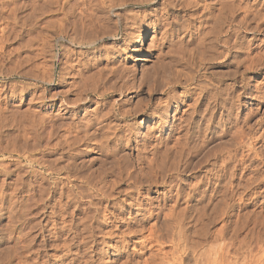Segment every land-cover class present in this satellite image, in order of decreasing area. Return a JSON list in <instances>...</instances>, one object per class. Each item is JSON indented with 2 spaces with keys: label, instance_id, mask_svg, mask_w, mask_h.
<instances>
[{
  "label": "bare ground",
  "instance_id": "6f19581e",
  "mask_svg": "<svg viewBox=\"0 0 264 264\" xmlns=\"http://www.w3.org/2000/svg\"><path fill=\"white\" fill-rule=\"evenodd\" d=\"M55 1H57V0H54V3H56ZM82 1L84 2V3H82V6L85 9L83 7H81L84 10L82 9L83 11L81 10V12H80V10H78L80 12L79 16L74 17V18L72 17L73 18L72 20H69V18L71 17V14H70V16H67L69 18L66 17L67 18V19H65V20H67L66 22L63 20V22H65V23L64 24L61 23V24H63V25H61V27H59V24H60V22H59V24L57 25V27H59V29H57L53 33L54 36L57 35V37L48 35L47 32L44 33V35H41V36H43L44 43H46L47 45L49 44L47 41L50 40V36H51V41H54L56 47L60 49L59 55L54 53V51L51 52L52 54H51L50 58H51L52 66H53V64H55V61L57 59H58L57 61L62 64V68H61L62 71L59 72L60 76L58 78H56L55 77V75H56L55 74V68L51 67L50 77L47 78V80L45 79V82L50 86H55V85H57V84H55V82L57 81L56 83H58L62 87V89H60V91H58V92L56 91V94L54 93L52 96L49 95L50 98L45 97V96L38 98L39 100L38 99L35 100L34 98H29L30 102L28 104H30V105L31 104L41 105L40 107H43V109L46 108V109H48V111L50 110L49 111L50 113L46 112L47 115H45V113H44L42 116H40L38 114L39 118L36 117L37 118L36 119L34 117L35 119L31 120V122L26 120L27 122H29L26 124L27 125L26 129H28V131H29L28 134H31V135H29L30 139H32V140L34 139L36 142L38 141V142H42V143L46 144V145H44L45 148L41 151V155H44V156L51 155V154H48L50 152L58 154L60 151H61V153H63V154H59L60 156L61 155L62 156L67 155V152L64 153L66 150L64 152H62L64 150L63 148L66 147L68 149L69 148L71 149L73 145L79 143V141H82L81 139H83L85 141L86 140L87 141L88 140L94 141L95 139H99V141L98 140L96 141L95 147L101 153H104V154L106 153V155H107V153H109L108 156H111V155L115 156L121 152L125 153V151H127V150L132 152V153L136 152V155L133 158V161L130 160L129 156L126 154H123L124 156H121V154H120V156H117V157H119V159L118 158L115 159L113 157V159H114L113 163L114 164L110 168H108V172L106 171L107 173L105 172L106 174H104L105 175L104 178L101 180L95 178L96 179V181H95L92 178L93 176L91 174L90 175H81L80 174L81 171H79L80 166L75 167L76 164H75V166H72L73 164H71L69 162L70 164L68 163V165L66 167L59 169V168H56L55 166H53L54 163H53V165H51L52 163L51 164L50 163L45 164L44 162H41L40 159H36L33 157L31 158L30 157L32 155L31 153H30L31 154L30 156H28L27 154H26L27 155L26 156L24 154L26 156V157H24V158H26L25 160L30 163V164L28 163L29 165H32V166L37 165V166L43 168L44 171H46V174L48 176L56 177V179L54 181H52L53 183L51 185V188H49V190L47 192L46 187L43 186V188H41V189L39 188L42 186V183L44 180L43 176L40 173V176L39 175L38 176H39L41 182L39 181L40 186L37 187L38 189H40V191L38 190V194H39V192H41L40 196H42V197H40V198L45 199V197L49 198V196H52L51 198H53L56 195V193H58V196L60 198H62L60 200H63V199L67 200L66 204H68L69 206H73L74 212L81 213V215L85 214L87 212L88 213L85 215L90 214V212L93 210L91 207L94 206V208H95L94 209L95 212L93 211L94 214H92V215L90 214L89 216H85V219L87 221L86 220L84 221L83 220L84 218L80 219V222H79L78 218H77L78 220L75 219V220H77V222H79V225H80L79 228L77 229V231L79 229H81L80 228L82 226L81 224L84 221V223H87V226L85 224V226L83 227L84 229H82V231H84L86 233V231L88 230L87 232L89 233L88 237L86 236V234H84L85 235L84 239L82 237L84 235L81 234L82 238L80 237V239L85 240L84 242H82L83 240L80 242V240L75 237L80 242V244L83 243L86 245L88 243V245L89 244L91 245L88 248L86 247L87 251L85 253H87V254L85 255V257L83 256V258H84V260H82L83 264H104L103 260H102L103 258L102 259L100 258L99 260H97V262L95 259L96 256H98V253H97V250H98L97 246L98 245L94 242L95 239L93 240V238H92V236L94 237V235H92V233H93V231H95V229L93 228L92 219H93V222L96 224L95 227L99 228V227H103V225L107 226L108 224H111L114 227L111 230L118 232L117 235H115V238L117 240L114 242L115 243L114 248H113V246L111 247V248L115 249L117 260H116V262H114L115 261L114 260L112 262V264H117L119 259H124V262H122V263L119 262L120 264H182V263L183 264H199L198 258L200 256H198V258H197V256H195L198 254V253L196 254V249H195L196 244L198 245V243L191 241V244H190L186 228H188V230H189V227H193V228L195 227L194 231H193V232H195L194 235L196 237H198V236L200 237V222H201L200 218L202 216H208L209 213H207V212L211 211L212 214H215V215L218 214L217 217L218 216L221 217V215L223 217L224 215L227 216V215L232 214L231 212L234 210V205L229 203V201L232 202V197L228 196V195L226 196V194L223 192V190H226V192H227V189H232V184H233L232 182L234 181V178L236 177L237 166L238 165L240 166V164H243L244 162L246 163V161H247V159L245 161V158H247L248 154L243 155L242 150L246 149V151L248 153L252 149V148H250V145H248V146L243 145V144H245L246 141H248V140L245 141V139L247 137V133L242 128H240V126L238 127L237 120H233L231 117L234 110H236V108L239 107L241 104V93H238L236 88L233 86L234 84H231V82H230V81H235L234 76L232 74H228V75H226V78H223V77L218 78L219 76L218 77L215 76L216 78H214V75L211 74L212 72L208 73L207 70L211 66H216L219 64V62L223 61V60H221V58L223 56V52H225L227 54L226 55L224 53V55H226V57L224 59L225 64L231 63V61H232V56H231L232 49H236L237 51L242 52L243 46L240 43V40L239 41H238V39L236 40V36L238 33H237V30L234 29L235 23L238 25L237 26L238 29H241V28L246 29V27L249 28V26H247V21H248L249 17H253L256 19L259 18L258 19L259 22L263 21V19H264V1L263 0H245L246 3L244 2L245 3L244 6H239V5L235 4V0H197V1H200L199 2L200 8H202V14H203L202 16H200V19H202V21L201 20L200 21L202 22V24L205 25V26H201V27L207 26V28L205 30L201 31V33H200V35L201 34L202 35H201V39H200L199 44H200V49H202V51H200V54H199L200 57H197V59L199 58L200 60H203V63L201 64L200 60L198 59L199 64H197L196 60H194V59H196V57H193L194 55L188 57V59H186L185 65H190V71L188 73L186 72L185 74L183 73L181 79H178L177 78L178 76H176V77H174V81L171 84H169L170 82H168V85H162V84H161V86H155L154 85L155 86L154 88H153V85L150 84L151 86L148 87L149 98H151L153 96L154 91L155 92L161 91L160 93H161L162 99L159 100V102L152 104L148 100V102H146V103L144 102L143 105L139 106V104H140L139 103L137 105V107H134L133 109L128 108L127 107L128 103L125 104L121 100H119V101L109 100L115 94H119L120 96H123V97L125 96L124 94H126V93L135 94L137 96V95H139V93H142V91H143L140 88H139V90H137L136 86H134V79H133V77H131L132 75L129 72H126V70L121 69L120 63H117V61L114 57H115L116 53H118L119 51L123 52L126 48L128 49L126 54L129 55L128 56L129 58H132L134 60H137L142 54H145L141 49H137L136 47L130 46V44H132L134 42H133V39L130 37V35L125 31V29L127 28L126 26L129 23L128 19L130 21H133V22H131L132 25L137 23L136 21L138 19V13L134 14L133 16H132V14H131V16H129L130 12H131V10H129V8L130 7L142 8V7L152 6L151 12L154 13L160 8L158 5L159 0H98V1L93 0V1H95L96 5L98 2L99 7L97 6V8L93 9L94 11H92V12H91V9H92V6L94 5L93 2H92V6H90L91 9L89 10L87 8V7H89V6H87L89 4V0L87 1L88 4L86 3V0L85 1L81 0L80 3ZM166 1H168V0H166ZM166 1L165 2L163 1V3L160 5L163 8H165V7L169 8V6L172 7V5H171L172 3L166 2ZM177 1H178V2H176L177 4H180V2H182V0H177ZM261 1H263V2H261ZM42 2H43V0H42ZM50 2L51 3H49V4H53L52 1H50ZM37 3H38V1H37ZM43 3H45V2H43ZM59 3H60V1H59ZM74 3H75L74 0H67V1L63 0L62 5L60 7H63V5H64V7H65V5L69 6V5L74 4ZM80 3H79V6H80ZM34 4H36V3H34ZM57 4L54 6H59ZM51 6L53 7V5H51ZM9 7H11V6H9ZM12 7H11V9H12ZM27 8H29V7H27ZM62 9L64 10V8H62ZM69 9H71V7ZM1 10H3V9H1ZM71 11L72 10H70L69 13H71ZM76 11L77 10L75 9V14L78 15V12L76 13ZM63 12L66 13V11H63ZM73 12H72V15H73ZM126 13H129V14H127L129 17H127V18H126V16L124 17V14H126ZM239 14L240 15L242 14V16H240L241 18H239V20H238L237 18H238ZM65 15H67V13ZM1 17H3V16H1ZM43 18H45V17H43ZM62 18H63V16H62ZM26 19H28V18H26ZM236 19L238 20L237 22H236ZM251 19L252 18H250V20ZM96 20H97V22H96ZM250 22H252V21H250ZM97 23L100 25H98ZM248 24H249V21H248ZM262 24L264 25V23H262ZM259 25L257 27H254V28L252 27L251 30L253 32L259 31ZM42 30H44V29H42ZM48 32L50 34V31H48ZM136 32H139V33H137V36H136L137 41L141 42L143 35L140 33L141 32L140 29L137 30ZM233 38H235L234 41H232ZM253 39H255V38H253ZM253 39H251V40H253ZM251 40L249 39L246 41L245 50H247V51H249L250 47H252L254 45L253 41H251ZM106 41H107V43H106ZM197 42H196V44H197ZM108 43H109V45H108ZM261 44L264 45L263 40L262 41L260 40V45ZM47 45L44 44L43 46H47ZM180 45H182V44H180ZM195 48H196V46H195ZM219 48L222 49L223 52L221 50H219ZM181 51H182V48H181ZM262 51H263V49H262ZM244 53H246V52H244ZM186 54H188V53H186ZM190 54L191 53H189V55ZM255 56L253 57L247 52L245 54V57H242L243 59L242 58L240 59L238 57L240 59L238 61V63L235 61L239 65V67H242L244 69L243 70L244 72L242 74L243 76L246 73H249L250 71L264 70V58H260L259 55H257L258 57L257 56L255 57ZM261 56H262V54H261ZM192 57L194 59L191 60ZM29 58H31V57H29ZM36 59H37V57H36ZM184 59L185 58L180 59L181 63L185 62ZM180 61H179V63H180ZM235 62H233V63H235ZM25 63H26V61H25ZM117 64H119V65L117 66ZM238 65H236V66H238ZM31 67H32V65H31ZM191 67H194V69ZM122 68H123V66H122ZM41 70H44V69H41ZM165 72H167V71H165ZM179 74H181V73H179ZM198 74H200V77H196V76H198ZM166 75H168V73ZM173 75H174V73H173ZM243 76H242L241 81H244ZM170 77H172V76H170ZM158 78L153 77L154 83L157 80L159 82L160 79H158ZM34 79H35V77H34ZM163 79H165V78H163ZM40 80H42V79H40ZM169 80L171 81L172 78H169ZM227 81H229V82H227ZM165 83L166 82H164L163 84H165ZM178 86H184V87H182V89L184 91L183 97H178L176 95V93H174V89ZM242 88H243L242 90H244V91H242L243 92L242 94L245 95V92L248 88V83H245L244 85H242ZM256 88H257V86H256ZM93 98H95V100ZM92 104L98 105V107L94 111L88 110V106H92ZM15 109H16V107H15ZM30 112H34V111H30ZM81 112L84 113V116H83L84 118L83 117H82L83 119L80 118L81 120H79V121H81V122L78 121V124L74 123L75 125H73L71 123L68 126L66 125V127H64L63 125L57 126L55 124V123H57L56 122L57 120L59 121V120H62L63 118H66V117H68V119L73 122V120H76V118L78 119V115ZM136 114L144 115L146 120L148 122H151V125L150 126L146 125V123L144 121H143V123L141 122L139 125L138 124L136 125L135 122H131V121L135 120L134 116ZM35 115H37V114H35ZM27 116H28V114H27ZM20 118H22V117H20ZM23 118H25V117H23ZM6 119L7 118H5V120ZM29 119H30V117L28 118V120ZM54 126H57V127L55 128ZM138 126H139V128H143V129L145 128L146 131L144 133L139 132ZM5 127H6V125H5ZM20 129L21 128H19V130ZM22 129L24 130V128H22ZM20 132H22V131H20ZM228 133H231V135H230V136H232L231 138L234 139L235 141H237L238 143H236V144L238 145V147H241V148L236 147L235 149H233L232 147L233 146L235 147L236 145L230 144L231 145V149H230V148L226 147L225 144H221V145H224L223 148L217 147L215 150V148L212 147L214 150H208V149L206 150L207 146L211 142H213L214 140H217V139L220 140V139L226 137ZM25 134H27V133H25ZM25 134H17L15 136L12 135V140L14 141V144H16L15 141H17V139L21 138V137L23 140L25 138L24 142L27 141V138H28L27 136L26 137L25 136H19V135H25ZM9 136H10V134H9ZM60 136H62V138L65 136L66 139L63 141V140H61ZM51 140H54V142H55L52 145V147L49 146V142ZM80 143H82V142H80ZM219 143H221V142H219ZM246 143H248V142H246ZM80 145H78V146H80ZM219 145L220 144H218V146ZM84 146H85V143H84ZM1 147H3V146H1ZM76 147H77V145H76ZM80 147H77V148H80ZM29 148H31V147H29ZM34 148H35V145H34ZM16 149L17 148L15 147L14 151ZM72 150H73V148H72ZM79 151L80 150H78L77 152H79ZM239 151H242L241 154H239ZM39 154H40V152H39ZM77 156H78V154L76 153V151L74 149L73 152L71 154L67 155L66 157L69 160L74 161V159H76ZM54 160H56V159H54ZM109 165H111V163ZM246 165H248V164H246ZM134 166H136V167L137 166L138 167L144 166L148 172H146V174H144L143 176L141 175V176L144 179H148L149 182L152 181L155 184H158L157 186L162 187L163 190L165 191V192L163 191L164 192L163 193L164 197H162L163 199L161 200V202H158L159 204H157L156 206H155V204L154 205L152 204L151 200H150V202H151L150 203L149 201H147V199H145L143 197L144 192H146V194H149V188L146 189V186H144L145 183L143 184L140 177L138 176L141 174V172L144 168L139 167L140 173L137 175L136 174L137 172L134 174V172H135L133 169ZM61 167H62V165H61ZM139 168H138V170H139ZM246 168H247V166H246ZM257 168H258V166H257ZM4 169H6V168H4ZM243 169H241V170H243ZM1 170H3V169H0V171ZM3 172H5V171H3ZM241 172H240V175H242ZM31 173H32V171H31ZM85 173H87V172H85ZM26 174H28V173H26ZM33 175H35V174H33ZM243 177H241V178L243 179ZM237 178H239V177L237 176ZM24 180L23 181L21 180L20 184H24V182H26ZM37 181H38V179H37ZM28 182L26 184H28ZM76 182H79L81 184V186H76L77 185ZM16 183H17V181H16ZM241 183H239V184H241ZM44 185H45V183H44ZM25 186H27V185H25ZM176 186H178V188ZM246 186H247V184H246ZM29 187L31 188V184ZM174 187H176L177 189H174ZM238 187H240V186L238 185ZM241 187H243V184ZM213 188H214V190L219 189L218 190L219 192L218 191L217 192H218V194H220L219 195L220 200L216 203H213V202L210 203V201L208 200L207 204H202V203L200 204V201H204L205 199H207V197L210 198L214 195V194H211ZM27 189H29V188H27ZM172 189H174V191L176 190L175 191L176 193H174L175 195L172 194V192H173ZM231 191H233V189ZM31 192H32V190H31ZM88 193H90L91 196L95 195L98 198V200L94 202V200L92 198H91V200L88 198V200H90V201L86 200V201L82 202L87 207H85V209H81L82 207L80 208V204H81L80 200L88 197L89 196ZM55 197H57V195ZM55 197H54V199H55ZM96 197H94V198H96ZM239 198L241 199V196ZM172 199H174V201L172 203L173 205L170 206V208H168L167 211H169L168 212L169 214L166 216L164 215L165 219L162 220V222L160 223V226L158 227L157 224L156 225L152 224L150 226L148 225L149 229L147 228V231H146V232H148V235L147 236L145 235V237H143V234L145 233V231H144L145 226L150 221H152L153 219H157V221H158L162 215V211L166 207V203H167L166 201L171 202ZM46 200H47V198H46ZM51 200L52 199H50V201ZM41 201H43V200H41ZM58 203L55 206H58L59 205ZM61 205H60V207H62ZM102 206H103V208H102ZM54 207L52 210H54ZM98 207H101L102 208L101 211H103V213L101 212L103 214V217H102V221H100V222H97V219H96V217L99 216V208ZM29 209H31V208H29ZM57 209H60V208H57ZM61 209H63V208H61ZM66 209H68V208H66ZM118 209H119V211H118ZM59 211L56 210V212H59ZM256 211H258V210H256ZM53 212H55V211H53ZM61 212H63V211H61ZM244 212H246V211H244ZM65 214H66V212H65ZM65 214L63 213V216ZM124 215H127V216H125V217H127V218H125V220L122 218V216H124ZM200 215H202V216L200 217ZM82 216H84V215H82ZM244 216H245V214H244ZM70 217H72V216L70 215ZM213 218H214V215H213ZM216 219H218V218H216ZM214 220H213V222H214ZM262 220H264V218H262ZM234 221H235V219H234ZM70 222L72 223L73 220H70ZM70 222L68 221V224ZM208 224H209V222H208ZM71 227L69 229H70V231L73 232V230H71L72 229ZM237 227H236V229H237ZM235 232H236V230H235ZM76 233H78V232H76ZM110 235H112V233ZM110 235H108V237ZM74 236H77V235H74ZM106 237L107 236H105L104 238H106ZM132 237L142 238V240H138L136 243L137 246L140 245L141 249L143 250V255L139 256L140 259L143 258L141 260L137 259V261H133L134 256H137V255H135L136 251L134 254H132L130 251L128 253V243H129L128 240H130ZM115 238H112V239H115ZM175 238H176V240H175ZM108 240H110V238ZM70 241L73 242L74 240L72 239ZM166 242L171 244V246H172V250L170 249L171 252H168V253L165 252V248L167 247V245H165ZM239 242H241V241H239ZM68 243H70V242H68ZM103 243H105V241ZM64 244H65V246L69 245L66 243H64ZM188 244L190 246H188ZM75 245H74V247H76ZM244 245H245V243H244ZM65 246H62V247L64 248ZM250 246H252V245H250ZM32 247H33V245H32ZM69 247H70V245H69ZM79 247L81 248V246H79ZM24 248H25V246H24ZM60 248H61V246H60ZM68 249L69 248L67 247V250ZM167 249H168V247H167ZM242 249H243V247H242ZM78 250H76V251H78ZM262 250H263V248H262ZM74 251H75V249H74ZM226 251H227V249H226ZM207 252H209V251H207ZM11 253H10V255H11ZM14 253H13V255H14ZM146 253L148 255H145L146 257H144V254H146ZM226 253L227 252H225V254ZM68 254H69V252H68ZM72 254H77V253H72ZM260 255H259V257H260ZM190 256H191L190 262L186 263L185 260L188 259V257H190ZM10 258H12V257H10ZM205 259H207V258L205 257ZM218 259H216V260L219 261V264H223L222 258H220V256ZM263 259H264V257H263ZM40 260H43V259H40ZM82 261H81V263H82ZM104 261L106 262V260H104ZM217 261H215V262H217ZM238 263H240V262H238ZM214 264H217V263H214ZM226 264H233V263L231 261L230 262L228 261V263H226Z\"/></svg>",
  "mask_w": 264,
  "mask_h": 264
},
{
  "label": "rangeland",
  "instance_id": "374dc122",
  "mask_svg": "<svg viewBox=\"0 0 264 264\" xmlns=\"http://www.w3.org/2000/svg\"><path fill=\"white\" fill-rule=\"evenodd\" d=\"M37 1H38V3H37ZM50 1H52L53 4H49V3H51ZM57 1H55L56 3H54V0H43V2H45V3H43L42 0H36V1L35 0H11V1L10 0H0V8L3 9V10L0 9V35H1L0 36V116H1L0 117V124H1L0 125V167H1L0 169H3V170H1L2 172L3 171L6 172V173L5 172L2 173L0 171V197H1L0 198V264H36V263L37 264H83V261H82V260H84L83 256L85 257V255L87 254V253H85L87 251V248L89 246H91L90 244L88 245V243L86 245L83 243L80 244V242L85 238L84 234H86L87 237L89 235V233L87 232L88 230L85 233L84 231H82V229H84L83 227L85 226V224L87 226V223H84V221L86 220L85 216H89L90 214L91 215L94 214L93 213V211L95 209L94 206L91 207L93 210L91 209L92 211L90 212V214L85 215L88 213L86 211L87 213L82 214V215H84V216H82L81 213L74 212L73 206H69L68 204H66L67 200H65V199L60 200L62 198H60L58 196V193H56L57 197H55L56 195L54 196L56 200L54 199V197L51 198L52 196H49V198L45 197V199H43V198L41 199L40 198V197H42V196H40L41 192H39V194H38V190L40 191V189L43 188V186H44L47 188V192H48L49 188H51V185L53 183L52 181H54L56 179V177L52 176L53 177L52 178L51 176H48L46 174V171H44L43 168H41L37 165H34V166L29 165L30 163L27 162L25 160L26 158H24V157H26L27 155L30 156L32 154L30 156L31 158L33 157L36 159H40L41 162H44L45 164H49V163L51 164L52 163L51 165H53V163H54L53 166H55L56 168H59V169L66 167L68 165V163L70 162L71 164H73L72 166H75V164H76L75 167L80 166L79 171H81V173H80L81 175H90L91 174L93 176V177L92 176L91 177L96 181V179H100V180L103 179L105 176L104 174H106L108 172V168H110L114 164L113 163L114 162L113 157L115 159L116 158L119 159V157H117V156H120V154H121V156H124L123 154H126L129 156L130 160L133 161V158L136 155V152L132 153V152L127 150V151H125V153H122V152L118 153L119 155L117 154L115 156H112V155L108 156L109 153H107V155H106V153L105 154L101 153L95 147V145H96L95 143L97 140L99 141V139H95L94 140L95 142L93 140H88V141L86 140L87 141L86 142L85 140L81 139L82 141H79V143L72 146L73 150L75 149L78 156L76 157V159H74V161H71L66 156L73 152L72 148L71 149L70 148L68 149L66 147L63 148L64 150L62 152H64L65 150L66 151L64 153L67 152V155H64V156L59 155V154H63V153H61V151L58 154L50 152L48 154H51V155L44 156V155H41V151L45 148L44 145H46V144H44L42 142H38V141L36 142L34 139L33 140L30 139L29 135H31V134H28L29 131H28V129H26L27 128L26 124L31 122V120L35 119L36 117L39 118V115L42 116L44 113H45V115H47V113L50 110L48 111V109H46V108L43 109V107H40L41 105H38V104H31V105L28 104L30 102L29 98H34L36 100V99L41 98L43 96L49 97V95L52 96L54 93L56 94V91L58 92V91H60V89H62V87L58 83H56L57 81L55 82V84H57L55 86H50L45 82V79L47 80V78L50 77L51 67L55 68V74H56L55 77L56 78H58L60 76L59 72L62 71L61 70L62 64L57 61L58 59L55 61V64H53V66H52V62H51V58H50V56L52 54L51 52L54 51V53L59 55L60 49L56 47L54 41H51V36H54V34H53L54 31L59 29V27H61V25H63L67 21V20H65V19L69 18L67 16H70V14H71V17L69 18V20H72L74 17H78L81 10L84 8L82 6V3H84V2L82 1L80 3L81 0H77V1L74 0L75 3L69 5L71 7V9H69L70 7L68 5H65L66 8L64 7V5H63V7H60L62 5L63 0H59L60 3H59V1L58 2ZM87 1L88 0H86V3L88 4ZM95 1H98V0H95ZM95 1L89 0V4L87 5V6H89L87 8L90 10L91 9L90 6H92V2H93L94 7L92 6L91 12L94 11L93 9L97 8V6L99 7L98 2L96 5ZM163 1L165 2L166 0H159L158 1V5L160 8L158 9L159 11L157 10L156 12H154L155 14L151 12L152 6H149V7L147 6V7H142V8H135V7L129 8V10H131L129 16H131V14L133 16L134 14L138 13V19L136 21L137 23L132 25L131 22H133V21H130L128 19L129 23L127 24V26H126L127 28L125 29V31L130 35V37L133 39V42H134V43L130 44V46L136 47L137 49H141L145 54H142L137 60H134V59L128 57L129 55L126 54L128 49L126 48L123 52L121 51L122 53L120 51L118 53H116V55L114 57L116 59L117 63H120L121 69L126 70V72H129L132 75L131 77H133V79H134V86H136L137 90H139V88L143 90L142 93H139V95H137V96L135 94L126 93V94H124L125 96L123 97V96H120L119 94H115V95H113V97H111L109 99L111 101L112 100H114V101L121 100L125 104L128 103L127 107L130 109L137 107V105L139 103H140L139 106L143 105L144 102L146 103V102H148V100L152 104L159 102V100L162 99V96L160 93L161 91H156V92L154 91L153 96L151 98H149L148 87L151 86L150 84L153 85V88L155 86H161V84L162 85H168V82H170L169 84H171L174 81V77H176V76H178L177 77L178 79H181L183 73L185 74L186 72L188 73L190 71V65H185L186 59H188V57L194 55L193 57H196V59H194L192 57L191 60L194 59V60H196L197 64H199L198 61L200 59L198 58L199 59L198 60L197 57H200L199 54H200V51H202V49H200V44H199L200 39H201V35H202V34L200 35V33H201V31H203L207 28V26L201 27V26H205V25L202 24V22H201L202 19H200V16L203 15L202 14V8H200V3H199L200 1L182 0L183 3L180 2V4H177L176 3V2H178L177 0L176 1L175 0H168L166 2L172 3L171 4L172 7L169 6V8L168 7L163 8L160 5L163 3ZM263 1H261V2H263ZM244 2L246 3L245 0H235V4L239 5V6H244V4H245ZM34 3H36V4H34ZM79 3H80V6H79ZM42 4L43 5L45 4V5L43 6ZM56 4L59 6H54ZM51 5H53V7ZM9 6H11V7L13 6L12 9ZM27 7H29V8H27ZM81 7H83V8H81ZM62 8H64V10ZM61 9L63 11H66L67 15H65L66 13L63 12ZM75 9L77 10L76 13L78 12V15L75 14ZM70 10H72L71 13H69ZM78 10H80V12ZM72 12H73V15H72ZM127 14H129V13L124 14V17L125 16H126V18L129 17ZM1 16H3V17H1ZM62 16H63V18H62ZM240 16H242V14L238 15V18H237L238 20H239V18H241ZM43 17H45V18H43ZM26 18H28V19H26ZM56 18L57 19L59 18V19L57 20ZM250 18H252V19L250 20ZM237 19H236V22L238 21ZM258 19L259 18L256 19L253 17H249L248 21H249L250 25L248 24V21H247V26H249V28L246 27V29H243V28L238 29V27H237L238 25L235 23L236 28L234 27V29H236L237 33H238L236 36V40L237 39H238V41L240 40V43L243 46L242 52L237 51L236 49H232V54H231L232 61H231V63L225 64L224 59H225L227 54L225 52H223L222 49L219 48V50H221L223 52L224 57L222 56V58H221V60H223V61L219 62V64L216 66H211L207 70L208 73L212 72L211 74L214 75V78H216L215 76H217V77L219 76L218 78H220V77L226 78V75H228V74H232L234 76L235 81H230V82H231V84H234L233 86L236 88L238 93H241V104L239 107L236 108V110H234L231 117L233 120H237L238 127L240 126V128H242L247 133V137H246L245 141L248 140V141H246L248 143H246L244 141L245 144H243V145H245V146L250 145V148H252V149L250 150L251 152L249 151L248 153H247L246 149L242 150L243 155L248 154L247 158H245V161H246V159H247V161H246V163L244 162L243 164H240V166L239 165L237 166L236 177L234 178V181L232 182L233 183L232 184L233 191H231L232 189H227V192H226V190L222 189L223 192L226 194V196L228 195V196L232 197V202L229 201L230 204L234 205V210L231 212L232 214L227 215V216L224 215L223 217H222V215H221V217H219V216L217 217L218 214L217 215L212 214V212L210 211V212H207V213H209V215H208L209 217L200 215V217L202 216L200 218V221H201L200 222V237L199 236L196 237L194 235L195 232H193V231H194L195 227L194 228L189 227V230H188V228H186L190 244H191V241L198 243V245L196 244V248H195L196 254L197 253L198 254L195 256H197V258H198V256H200L198 258L199 264H214V263L219 264V261L216 260L219 258V256H220V258H222L223 264L228 263V261L229 262L231 261L233 264H244V263L245 264H264V259H263V257H264V252H263L264 251V240H263L264 239V237H263L264 236V232H263L264 231V226H263L264 220H262V218H264V211H263L264 210V182H263L264 181V96H263L264 95V70L250 71L249 73H246L243 76L242 74L244 72L243 71L244 69L242 67H239V65L237 64L238 61L242 57H245V54L247 52L253 57L255 55L256 56L259 55L260 58H264L263 57L264 56L263 55L264 54V45H262V44H261L262 46L260 45V40L264 41V25L262 24V23H264L263 22L264 19H263V21H260V22ZM63 20L65 22H63ZM250 21H252V22H250ZM59 22H60V24H59ZM96 22H97V20H96ZM61 23H63V24H61ZM58 24H59V27H57ZM98 25H100V24H98ZM258 25H259V31L253 32L251 30V28L257 27ZM42 29H44V30H42ZM139 29L141 31L140 33L143 35L141 42L137 41V37H136L137 33H139L136 31ZM48 31H50V34ZM46 32L48 35H51L50 40H49L51 43L49 41H47L49 43L48 44L49 46L46 43H44L43 36H41V35H44V33H46ZM54 37H57V35H55ZM253 38H255V39H253ZM249 39L250 40L253 39L251 41H253V43H254V45L252 47H250V50H249L250 52L245 50L246 41ZM234 40H235V38H233L232 41H234ZM196 42H197V44H196ZM106 43H107V41H106ZM109 43H108V45H109ZM44 44L47 46H43ZM180 44H182V45H180ZM195 46H196V48H195ZM28 47L29 48L31 47V48L29 49ZM181 48H182V51H181ZM262 49H263V51H262ZM243 51L246 53H244ZM186 53H188V54H186ZM189 53H191V54L189 55ZM224 53L226 55H224ZM261 54H262V56H261ZM29 57H31V58H29ZM36 57H37V59H36ZM182 58H185L184 59L185 62L181 63L180 59H182ZM25 61L27 64L25 63ZM179 61H180V63H179ZM233 62H235V63H233ZM200 63L202 64L203 60H200ZM31 65H32V67H31ZM118 65L119 64H117V66ZM236 65H238V66H236ZM122 66H123V68H122ZM191 68L194 69V67H191ZM41 69H44V70H41ZM165 71H167V72H165ZM167 73H168V75H166ZM173 73H174V75H173ZM179 73H181V74H179ZM170 76H172V77H170ZM242 76H243L244 81H241ZM34 77H35V79H34ZM153 77L160 79L159 82L157 80L154 83ZM196 77H200V74H198V76H196ZM163 78H165V79H163ZM169 78H172V80L170 81ZM40 79H42V80H40ZM164 82H166V83L163 84ZM227 82H229V81H227ZM245 83H248V88H247L245 95H244V94H242L243 93L242 91H244V90H242L243 89L242 85H244ZM256 86H257V88H256ZM182 87H184V86H178L174 89V93H176V95L178 97H183L184 91H183ZM93 99L95 100V98H93ZM15 107H16V109H15ZM97 107H98L97 104H92V106H88V110L94 111ZM30 111H34V112H30ZM27 114H28V116H27ZM35 114H37V115H35ZM83 116H84V113L81 112L78 115V119L76 118V120H73V122L71 120H69L68 117H66V118H63L62 120H59V121L57 120L56 121L57 123H55V124L57 126L63 125L64 127H66V125L67 126L70 125L71 123L73 125H75V124H78L79 120L84 118ZM20 117H22V118H20ZM23 117H25V118H23ZM29 117H30V119L28 120ZM5 118H7V119L5 120ZM134 118H135V120L131 121V122H135L136 125L137 124L139 125L141 122L143 123V121L146 123V125H149V126L151 125V122H148L144 115L136 114L134 116ZM26 120L29 122H27ZM79 122H81V121H79ZM5 125H6V127H5ZM57 126H54V127L56 128ZM19 128H21V129L19 130ZM22 128H24V130ZM20 131H22V132H20ZM138 131L144 133L146 130H145V128L144 129L139 128V126H138ZM25 133H27V134H25ZM9 134L11 137L9 136ZM17 134H25V135H19V136H25V137L27 136L28 138H27V141H25L26 143L24 142L25 138L23 137L24 138V140H23L21 137V138H18L17 141H15L16 144H14V141L12 140V135L15 136ZM230 135H231V133H228L226 137H224L220 140H218V139L214 140L213 142H211L207 146L206 150L207 149L208 150H214L212 147H214L215 150L217 147L223 148L224 145H221V144H225L226 147H228L230 149H231V145H236L235 147L234 146L232 147L233 149H235L236 147H238V145L236 144L238 142L235 141L234 139H232L231 138L232 136H230ZM60 137H61V140H63V141L66 139L65 136H64L65 138L64 137L62 138V136H60ZM80 142H82V143H80ZM219 142H221V143H219ZM54 143H55L54 140H51L49 142V146L52 147V145ZM84 143H85V146H84ZM218 144H220V145L218 146ZM34 145H35V148H34ZM76 145H77V147H80V146L81 147L77 148ZM78 145H80V146H78ZM1 146H3V147H1ZM15 147L17 149L14 151ZM29 147H31V148H29ZM238 148H241V147H238ZM78 150H80V151L77 152ZM242 151H239V154H241ZM39 152H40V154H39ZM24 154L25 155L27 154V155L25 156ZM54 159H56V160H54ZM110 163H111V165H109ZM246 164H248V165H246ZM61 165H62V167H61ZM246 166H247V168H246ZM257 166H258V168H257ZM137 167L134 166V168H133L135 171L134 174L136 172H137L136 173L137 175L140 173L139 167L144 168L142 170L141 174L138 176L140 177L142 183L143 184L145 183L144 186H146V189L149 188V194H146V192L143 191L144 192L143 197L145 199H147V201H149V202L151 200L152 204L153 205L155 204V206H156L157 204H159L158 202H161V200L163 199L162 197H164L163 193L165 191L163 190L162 187L157 186L158 184H155L152 181L149 182L148 179H144L142 177L144 174H146V172H148L144 166H139L138 167L139 170ZM4 168H6V169H4ZM241 169H243V170H241ZM31 171H32V173H31ZM85 172H87V173H85ZM240 172L242 175H240ZM26 173H28V174H26ZM40 173L43 176L44 180L46 179L45 181L43 180L41 187H39L40 182H41V180L39 178ZM33 174H35V175H33ZM237 176L239 178H237ZM241 177H243V179ZM37 179H38V181H37ZM21 180L22 181L24 180L26 182H24V184H20ZM16 181H17V183H16ZM27 182H28V184H26ZM44 183H45V185H44ZM239 183H241V184H239ZM245 183L247 184L248 187L246 186ZM30 184H31V188L29 187ZM76 184H77L76 186H81V184L79 182H76ZM242 184H243V187H241ZM25 185H27V186H25ZM238 185L240 187H238ZM26 187L29 189H27ZM37 187H39L40 189H38ZM176 187L178 188V186H176ZM176 187H174V189H177ZM174 189H172V191H173L172 194L176 193L175 192L176 190L174 191ZM31 190H32V192H31ZM218 190L219 189L214 190V188H213L212 192L213 191L214 192L213 193L211 192V194H214V195L212 197H210L211 199L209 197H207V199H205L204 201H200V204L201 203L207 204L208 200L210 201V203L218 202L220 200V197H219L220 194H218V192H219ZM88 195H87L88 197H86L87 199L83 198L84 200L83 199L80 200V203H81L80 208L82 207L81 209H85V207H87L82 202L88 200V198L90 200L92 198L94 200V202L98 200V198L95 195L91 196L90 193H88ZM240 196H241V199L239 198ZM94 197H96V198H94ZM46 198L48 201L46 200ZM40 199L43 201H41ZM50 199H52V200L50 201ZM90 200H88V201H90ZM173 201H174V199H172L171 202L166 201L167 202L166 207L162 211V215L158 221H157V219H153L152 221H150L145 226V228H144L145 233L143 234V237H145V235L146 236L148 235V232H146V231L150 225H152V224L156 225L157 224L158 227L160 226V223L162 222V220L165 219L164 215L166 216L169 214L168 213L169 211H167V210H168V208H170V206L173 205L172 204ZM57 203L59 205L55 206V205H57ZM60 205L62 207H60ZM53 207H54V210H52ZM29 208H31V209H29ZM57 208H60V209H57ZM61 208H63V209H61ZM66 208H68V209H66ZM98 208H99V216H97L96 219H97V222H100V221H102V217H103V214H102L103 211H101L103 206H102V208L101 207H98ZM55 209L57 211L60 210L59 212L61 214L59 212H56ZM256 210H258V211H256ZM53 211H55V212H53ZM61 211H63V212H61ZM64 211L66 212V214ZM118 211H119V209H118ZM244 211H246V212H244ZM63 213L65 214L64 216H63ZM244 214H245V216H244ZM70 215L72 217H70ZM213 215H214V218H213ZM125 216H127V215L122 216V218L124 220H125V218H127ZM77 218L79 219V222H80V219L84 218L83 219L84 221L82 220L83 223L82 224L80 223L82 225L80 227L81 229H79L78 231H77V229L79 228L80 225H79V222H77V220H78ZM216 218H218V219H216ZM75 219H77V220H75ZM234 219H235V221H234ZM70 220H73L74 223L73 222L71 223ZM213 220H214V222H213ZM68 221L70 222L69 224H68ZM208 222H209V224H208ZM92 223H93V228L95 229V231H93V233H92V235H94L95 238L93 236H92V238H93V240L95 239L94 242L98 245L97 246L98 256H96V258H95L96 262L100 258L101 259L103 258L102 260H103L104 264H112V262L114 260H115L114 262H116V260H117L116 252H115V249H113V248L115 245L114 242L117 240L115 238V235H117L118 232L111 230L112 228H114L111 224H108L107 226L103 225V227L97 228V227H95L96 224L93 222V219H92ZM70 227L72 228L71 230H73V232L70 231V229H69ZM236 227H237V229H236ZM235 230H236V232H235ZM76 232H78V233H76ZM108 232L110 234L112 233V235L114 237L112 235H110ZM81 234L84 236H82ZM74 235H77V236H74ZM108 235H110V236L108 237ZM81 236L83 237V239H80ZM105 236H107V237L104 238ZM75 237L78 238L80 240V242ZM109 238H110V240H108ZM112 238H115V239H112ZM69 239L70 240L73 239L75 242L74 241L71 242ZM138 240H142V238L132 237L130 240H128L129 241L128 253L130 251L132 254H134L136 251L135 255H137V256H134L133 261H137V259H139V260L143 259V258L140 259V257H139V256L143 255V250L141 249L140 245L137 246L136 243ZM175 240H176V238H175ZM84 241L85 240H83L82 242H84ZM104 241H105V243H103ZM239 241H241V242H239ZM68 242H70V243H68ZM64 243L69 244L71 248L69 247V245L65 246ZM244 243H245V245H244ZM32 245H33V247H32ZM74 245L76 247H74ZM165 245H167V247H168V249H167V247L165 248V252L166 253L171 252V250H172L171 244L166 242ZM250 245H252V246H250ZM24 246H25V248H24ZM60 246H61V248H60ZM62 246H65L66 248L65 247L63 248ZM79 246H81V248ZM112 246H113V248H111ZM188 246H190V245L188 244ZM67 247L69 248L68 250H67ZM242 247H243V249H242ZM225 248L227 249V251ZM262 248H263V250H262ZM74 249H75V251H74ZM76 250H78V251H76ZM207 251H209V252H207ZM68 252H69V254H68ZM225 252H227V253L229 252V253L228 254L226 253L227 254L226 255ZM10 253H11V255H10ZM13 253H14V255H13ZM72 253H77V254H72ZM145 255H148V254L147 253L144 254V257H146ZM259 255H260V257H259ZM204 256L207 259H205ZM223 256L224 257L226 256V257L224 258ZM10 257H12V258H10ZM40 259H43V260H40ZM190 259H191V256L185 260L186 263L187 262L189 263ZM104 260H106V262ZM81 261H82V263H81ZM215 261H217V262H215ZM119 262L120 263L124 262V259H119L117 264H120ZM238 262H240V263H238Z\"/></svg>",
  "mask_w": 264,
  "mask_h": 264
}]
</instances>
